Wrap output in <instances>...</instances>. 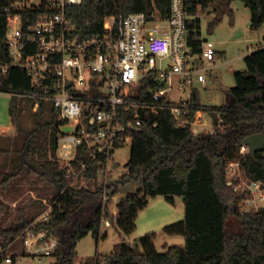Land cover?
I'll use <instances>...</instances> for the list:
<instances>
[{"label":"trees","instance_id":"1","mask_svg":"<svg viewBox=\"0 0 264 264\" xmlns=\"http://www.w3.org/2000/svg\"><path fill=\"white\" fill-rule=\"evenodd\" d=\"M217 1L233 0H185L190 16L188 38L194 50H199L207 38L202 37L201 17L193 15ZM243 1L252 12L250 28L259 29L264 23V0ZM5 4V0H0V58L9 57ZM155 10L168 17L171 0H83L82 4L70 7L69 13L83 33L93 35L103 31L106 15L141 11L152 17ZM218 23V19L212 20L209 30L213 31ZM245 62L246 68L235 72L236 85L229 90V102L221 106L202 104L197 88H193L189 117L193 119L197 111L203 110L211 116L213 129L195 133L191 124L179 125L171 111L174 103L158 112L144 110L143 123L133 131L128 172L110 186L113 194H120L118 213L115 216L107 209L105 216L115 220L127 235L136 229L139 212L148 206L151 197L162 194L174 201L176 195L182 196L185 219L169 225L167 230L183 234L185 244L170 245L159 251L153 232L135 246L120 244L107 255H98L79 264H264V209L242 212L240 203L245 193L235 190L228 183L227 175L229 162L240 159L250 178L264 181L262 151L255 157L249 149L242 153L246 137L264 134V46L247 54ZM150 85L160 86L151 79L142 82V97L149 96ZM37 88L21 67L11 66L0 76V91L20 94ZM39 101L35 111L36 125L29 130L19 125L15 101L11 102L12 121L25 136L17 150L19 167L7 171L2 184L6 187L10 180L26 172L51 183L58 193L49 203L52 205L50 220L34 226V220L24 208L6 224L9 206L0 199V260L9 253L25 254L22 239L26 229L32 228L46 229L48 234L58 238L59 246L52 255L55 258L51 264H77L78 242L89 232L97 239L101 236L104 188L96 180L98 165L90 160L85 146H80L75 163L89 162L84 177L92 181L93 186H75L67 177V167L57 159L58 136L65 120L60 119L53 105H49L51 103L44 99ZM48 112L50 117L44 119ZM132 182L140 183L141 187L121 195L123 188ZM85 210L88 213L86 222L82 216H75ZM232 217L236 221H231ZM234 223L241 226V231L234 232ZM18 240L21 245L15 248Z\"/></svg>","mask_w":264,"mask_h":264},{"label":"built area","instance_id":"2","mask_svg":"<svg viewBox=\"0 0 264 264\" xmlns=\"http://www.w3.org/2000/svg\"><path fill=\"white\" fill-rule=\"evenodd\" d=\"M5 1L9 57L0 58V76L11 66L25 69L38 88L21 94L35 99L36 109L40 99L51 103L65 120L62 125L73 128L60 130L57 159L67 167L68 178L84 177L89 162L75 161L80 146L87 148L98 165L96 180L104 188L103 222L111 225L106 210L112 212L111 202L120 194H113L110 186L128 172L118 170L112 155L132 142L144 110L158 112L174 103L171 111L179 125L191 124L195 133L210 121L213 126L205 111H197L193 119L189 112L195 85H207L218 55L215 42L205 39L199 50L190 45L185 0H171L168 17L158 10L152 17L141 11L106 15L103 31L93 35L83 33L69 13L83 0ZM150 79L160 86L150 85L149 96L142 97L140 85ZM174 91H182V96L173 99ZM248 149L244 145L242 153ZM227 175L228 183L245 193L242 212L264 209V181L250 178L240 159L229 162ZM51 214L49 204L33 226L49 221ZM22 240L25 254L3 255L0 264H23L24 257L41 261L59 246L58 238L46 229L27 228Z\"/></svg>","mask_w":264,"mask_h":264},{"label":"rangeland","instance_id":"3","mask_svg":"<svg viewBox=\"0 0 264 264\" xmlns=\"http://www.w3.org/2000/svg\"><path fill=\"white\" fill-rule=\"evenodd\" d=\"M201 17L202 37L215 42L218 55L212 63L208 73L207 85L203 87L197 83L199 101L202 104L221 106L230 101L229 90L236 85L235 72L246 68L245 56L255 50L257 46H264V23L259 29L250 28L252 12L243 0H233L232 2L217 1L208 9L200 11L193 17ZM218 19L219 23L213 31L209 30L212 20ZM251 39V40H250ZM251 46V47H250ZM253 48V50H252ZM184 95L189 93L185 90ZM182 91H174L173 99H179ZM12 100L15 101L18 123L21 128L29 130L36 125L34 100L21 93L0 91V129L12 125V129L5 133H0V199L9 206V213L5 216V223L17 217L18 210L24 208L28 216L34 221L47 208L46 203L54 201L57 189L51 183L46 182L39 176L26 172L10 180L6 187L2 184V179L7 171L17 170L20 159L17 150L23 144L24 132H19L12 121L10 106ZM52 106V104H49ZM50 112L44 115V119L50 117ZM206 127V128H205ZM211 121L204 130L212 128ZM73 128L62 125L63 132H69ZM132 143L117 147L113 152V162L118 166V170L123 171L131 155ZM75 186H93L92 181L79 177L73 180ZM141 187L140 183L132 182L123 188L121 195L135 192ZM118 199L111 202V210L115 216L118 213ZM115 212V213H114ZM87 210L78 212L75 216H82L83 221H87ZM185 219V203L182 196L176 195L174 201L167 199L165 195H157L150 198L148 206L139 212L136 219V229L131 235L123 232L118 227L116 221L110 218L112 224L102 223L101 236L99 239L89 232L77 244V257L75 263L79 264L89 258L98 255L104 256L120 245L130 244L135 246L146 235L155 232V244L159 251H164L170 245H184L185 236L181 233H169L167 227L173 223ZM231 221H236L232 217ZM234 232L241 231V226L234 223ZM21 245L18 240L15 248ZM54 256L43 257L41 261L23 258V264H51Z\"/></svg>","mask_w":264,"mask_h":264},{"label":"water","instance_id":"4","mask_svg":"<svg viewBox=\"0 0 264 264\" xmlns=\"http://www.w3.org/2000/svg\"><path fill=\"white\" fill-rule=\"evenodd\" d=\"M243 144L249 147L252 156H256L257 152L264 150V134L255 133L246 137Z\"/></svg>","mask_w":264,"mask_h":264},{"label":"crops","instance_id":"5","mask_svg":"<svg viewBox=\"0 0 264 264\" xmlns=\"http://www.w3.org/2000/svg\"><path fill=\"white\" fill-rule=\"evenodd\" d=\"M251 40V39H250ZM261 46L263 45V44H260ZM251 47V46H250ZM258 47H260V46H257L255 49H257ZM252 50H253V48H252ZM203 86V85H202ZM203 87H205V86H203ZM12 129V125H10V126H8V127H6V128H3V127H1V129H0V133L2 134V133H5V132H7V131H10Z\"/></svg>","mask_w":264,"mask_h":264}]
</instances>
